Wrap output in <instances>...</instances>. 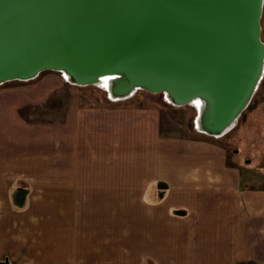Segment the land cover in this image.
<instances>
[{
    "label": "crops",
    "instance_id": "0c3cea01",
    "mask_svg": "<svg viewBox=\"0 0 264 264\" xmlns=\"http://www.w3.org/2000/svg\"><path fill=\"white\" fill-rule=\"evenodd\" d=\"M53 79L0 88V264H264L258 170L166 135L160 105H85L70 85L60 115L20 116L70 83Z\"/></svg>",
    "mask_w": 264,
    "mask_h": 264
},
{
    "label": "water",
    "instance_id": "95a60500",
    "mask_svg": "<svg viewBox=\"0 0 264 264\" xmlns=\"http://www.w3.org/2000/svg\"><path fill=\"white\" fill-rule=\"evenodd\" d=\"M263 0H0V85L45 70L73 85L107 79L110 96L163 93L204 102L200 128L220 136L262 74Z\"/></svg>",
    "mask_w": 264,
    "mask_h": 264
},
{
    "label": "rangeland",
    "instance_id": "374dc122",
    "mask_svg": "<svg viewBox=\"0 0 264 264\" xmlns=\"http://www.w3.org/2000/svg\"><path fill=\"white\" fill-rule=\"evenodd\" d=\"M262 12L263 14H261L260 19V39L264 45L263 6ZM48 74L55 77L53 81L56 84L58 83L59 76L63 78L62 73L59 75L56 71L45 70L30 80L8 81L1 84L0 88L12 87V89L17 88V91L22 92L36 84L44 76H48ZM65 84L62 89H58L45 97L43 102L36 103L38 101H35L32 105H27L21 110L19 109V115L26 117L28 120H32L34 123L55 118L57 115H60L57 112H61L62 102L68 99L67 92L70 91L68 87L71 85L72 92L85 105H94L103 100L137 101L144 105H160L162 111V131L171 137H192L194 132H199L196 122L200 112L195 102L175 106L169 103L162 93H150L142 89H136L124 98H112L109 92L106 91L107 89L101 87L102 83L87 86L72 85L70 83ZM130 104L134 105L132 103ZM206 137L209 140L218 141L224 145L228 153V159H236L242 167V171H246L248 168L258 170L254 177V183L257 185L264 184V173L261 170L264 165V65L253 97L242 112L241 117L237 118L222 135L214 137L206 135Z\"/></svg>",
    "mask_w": 264,
    "mask_h": 264
},
{
    "label": "bare ground",
    "instance_id": "6f19581e",
    "mask_svg": "<svg viewBox=\"0 0 264 264\" xmlns=\"http://www.w3.org/2000/svg\"><path fill=\"white\" fill-rule=\"evenodd\" d=\"M62 74H63V76L66 78V80L69 82V76H68L67 74H65V73H62ZM108 80H109V78L107 77V79H101L98 83H99V84L102 83L101 87H102L103 89H104V88L107 89L106 91H108L109 94H110V91H109V85H108ZM95 85H98V84H95ZM165 97H166V95H165ZM166 100H167L169 103H171L172 105H174L172 102H170L171 100H170V101L168 100L167 97H166ZM195 103L197 104V106H198V111L200 112V111L202 110V108H203L204 102H203L202 100H196ZM190 104H191V103H190ZM175 106H178V105H175ZM204 106H205V105H204ZM198 124H199V122H198V120H197V122H196V126H197L199 132L205 134V132L200 128V125H198Z\"/></svg>",
    "mask_w": 264,
    "mask_h": 264
},
{
    "label": "flooded vegetation",
    "instance_id": "af4514ba",
    "mask_svg": "<svg viewBox=\"0 0 264 264\" xmlns=\"http://www.w3.org/2000/svg\"><path fill=\"white\" fill-rule=\"evenodd\" d=\"M60 73H62V72H60ZM253 94H254V93H253ZM162 95H164V97H165V94L162 93ZM252 97H253V96H252ZM239 116H240V115H239Z\"/></svg>",
    "mask_w": 264,
    "mask_h": 264
},
{
    "label": "trees",
    "instance_id": "16d2710c",
    "mask_svg": "<svg viewBox=\"0 0 264 264\" xmlns=\"http://www.w3.org/2000/svg\"><path fill=\"white\" fill-rule=\"evenodd\" d=\"M241 114H242V113H241ZM241 114H240V116H239V117H241ZM239 117H238V118H239Z\"/></svg>",
    "mask_w": 264,
    "mask_h": 264
}]
</instances>
